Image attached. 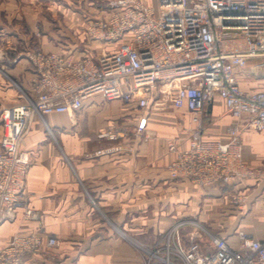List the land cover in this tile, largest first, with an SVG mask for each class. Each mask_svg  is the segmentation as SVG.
I'll return each mask as SVG.
<instances>
[{"label":"crops","instance_id":"crops-1","mask_svg":"<svg viewBox=\"0 0 264 264\" xmlns=\"http://www.w3.org/2000/svg\"><path fill=\"white\" fill-rule=\"evenodd\" d=\"M109 15L99 3L79 0H0V139L5 115L37 96L30 55L40 50L78 61L114 51L118 41L90 33ZM258 64L248 60L237 74L246 93H264ZM143 117L145 130L138 134ZM201 121L202 138L211 142H226L228 129L238 124L219 99L206 105ZM193 126L185 108L167 101L146 111L96 96L75 112L34 115L20 144L31 165L15 219L0 225V251L15 235L38 232L41 250L21 264H140L132 240L157 235L179 219L199 221L233 248L238 231L263 242L262 182L201 187L170 179L168 145L186 148ZM240 128L244 163L264 169V132L245 130L242 122ZM26 208L36 218H24ZM49 237L56 246L46 245Z\"/></svg>","mask_w":264,"mask_h":264},{"label":"built area","instance_id":"built-area-1","mask_svg":"<svg viewBox=\"0 0 264 264\" xmlns=\"http://www.w3.org/2000/svg\"><path fill=\"white\" fill-rule=\"evenodd\" d=\"M155 1L156 7L142 0L113 1L107 20L90 33L99 31L104 39L119 44L96 59L74 61L40 50L30 55L39 77L37 96L27 97L3 119L0 225L15 219L22 199L31 161L20 144L31 118L81 110L84 100L95 96L135 104L146 111L153 103L167 101L190 113L194 126L187 147L179 149L174 142L168 145L174 154L167 166L170 179L189 180L201 187L231 185L243 179L264 184V169L250 170L244 163L240 128L242 122L245 130L264 132V93H246L237 82L248 60H258L264 69V0ZM127 34L131 39L124 41ZM218 99L238 124L228 129L226 142L205 141L201 117L206 105ZM145 124L143 117L136 133H142ZM23 217L34 219L36 214L26 208ZM181 226L192 227L185 247L174 242ZM236 235L238 247L233 248L199 221L187 219L165 234L162 248L146 252L144 264H264V241L253 240L242 231ZM46 245L56 246L57 240L49 237ZM42 246L38 232L15 235L0 251V264H21Z\"/></svg>","mask_w":264,"mask_h":264},{"label":"rangeland","instance_id":"rangeland-1","mask_svg":"<svg viewBox=\"0 0 264 264\" xmlns=\"http://www.w3.org/2000/svg\"><path fill=\"white\" fill-rule=\"evenodd\" d=\"M77 0H75L76 2ZM80 3H99L100 4V10L102 12H104L105 14H109L112 10V2L115 0H79ZM151 6L156 7L157 3L155 0H150L149 3ZM3 125V123H2ZM187 219H179L176 220L174 223H172L168 229L164 230L161 233H158L157 235H152V236H142V235H138L135 239L132 240V242L137 244V255L140 261V264H144L145 262V256L147 257V253L146 252H150V251H155V249H160L164 246V239H165V234L174 226L178 225L179 223H181L182 221H185ZM191 220H195V219H191ZM197 221V220H195ZM200 223V222H199ZM201 225H203L202 223H200ZM207 230H209L205 225H203ZM192 231V227L190 226H181L176 235L174 236V242L176 246L179 247H185L187 245L188 242V236L189 233ZM210 231V230H209ZM211 233L215 234L216 232L214 231H210ZM217 235V234H216ZM173 243V242H171ZM133 245V244H132ZM145 248L147 250H143L142 248ZM144 256V257H143Z\"/></svg>","mask_w":264,"mask_h":264}]
</instances>
